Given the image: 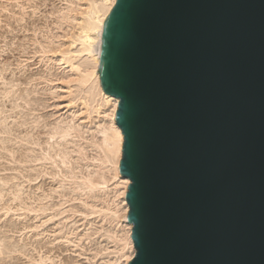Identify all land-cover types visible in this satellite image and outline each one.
Here are the masks:
<instances>
[{"label": "water", "instance_id": "obj_1", "mask_svg": "<svg viewBox=\"0 0 264 264\" xmlns=\"http://www.w3.org/2000/svg\"><path fill=\"white\" fill-rule=\"evenodd\" d=\"M130 264H264V0H117Z\"/></svg>", "mask_w": 264, "mask_h": 264}, {"label": "rangeland", "instance_id": "obj_2", "mask_svg": "<svg viewBox=\"0 0 264 264\" xmlns=\"http://www.w3.org/2000/svg\"><path fill=\"white\" fill-rule=\"evenodd\" d=\"M0 3L2 5L0 6V72L5 68L4 79L0 78V107L3 108V110L0 108L2 118L0 123L3 125L0 131V189L3 193L0 195V248H3V252L0 253V264H38L35 260L42 256L46 260L41 264H53L51 260L55 264H81L87 262L84 257L86 255L83 254L85 250L88 249L87 256L92 255L95 250L92 252L89 248H97L98 244L105 243L101 237L95 235L98 239L95 237L94 242L83 241V248L81 247L83 242L79 243L80 247L76 246L75 235L70 233L77 231L82 234L85 231V223L93 217L83 219L80 213L71 212L74 207L82 209L84 204L81 200L68 201L63 207L70 211L53 219L49 218L56 213V210L51 208L45 212L17 210L21 199L23 203L37 209L41 203L45 205L47 203L46 206L50 207L63 200L60 193H55L53 190L56 188L57 191L63 183L62 178L59 174L54 176L51 172L55 173L62 168L65 172L67 169L63 166H60L62 168L52 166L53 164L48 160L31 159L49 148L46 139L51 124L58 122L57 119L71 118L73 112L79 110V106L72 108L73 110L65 108L64 96L67 93L56 80L57 77L70 74L71 71L55 61L57 58H53L55 59L53 61L49 58V54L44 56L41 51L42 45L49 43V40L57 41L63 30L65 28L67 30V24H62V28L58 27L60 22L57 19L60 14L58 10L66 7L67 2L65 0H0ZM13 84L15 86L11 88ZM6 89H12L8 96L4 95ZM93 116L94 122L93 124L89 122L88 126L95 125L99 121L96 114ZM82 142L85 146L88 145L86 140ZM5 147L12 150L15 157ZM91 148L92 146L88 147L90 159L82 163L84 167L86 163L90 164H86V167L94 166L95 162L91 159L94 154L97 155L98 150ZM97 167L95 165L94 169ZM7 179L8 182L3 181ZM64 181L65 186L68 183L67 186L71 185L69 179ZM17 190L18 192L21 190L19 192L21 199L16 201L12 198ZM51 192L52 195L42 202L45 195ZM96 195L104 196L102 191H97ZM89 200L94 202L96 199ZM9 205L13 209L5 214L2 207ZM93 220L94 218L91 221ZM97 220V227H100L101 223ZM106 226V229H112L111 225L106 224ZM67 234L70 235L68 239H72V242L68 241ZM108 259L104 257L97 259L96 262L109 264Z\"/></svg>", "mask_w": 264, "mask_h": 264}, {"label": "bare ground", "instance_id": "obj_3", "mask_svg": "<svg viewBox=\"0 0 264 264\" xmlns=\"http://www.w3.org/2000/svg\"><path fill=\"white\" fill-rule=\"evenodd\" d=\"M65 1L67 5L58 10L60 16L58 15L57 19L60 22H58L60 24L58 27L62 28V24H67V30L66 28L63 30V34L58 36L57 41L49 40V43L42 45L43 50L41 51L43 55L49 54V58L52 60L57 58V60H54L71 71L70 74L59 76L56 80L65 88L67 93L64 96L66 98L65 108L70 110L79 106V110L74 111L71 118L64 117L65 119H59L60 121L57 119L58 122L55 121V124H51L52 126L47 132L48 138L46 139L49 148L44 149L41 155L31 160H48L53 164L52 166H63L67 171L65 170L64 172L63 168L60 167L62 170L59 169V171L51 173L54 176L59 174L63 183L65 182L64 180L67 181L69 179L71 185L67 186L68 183L65 186V183H61L57 191H55L56 188L53 189L55 193H60V197L63 200L61 199L60 203L50 207L46 206L47 203L46 205L41 203L38 209L28 206L20 198L19 192L21 190L19 192L17 190L18 193L13 194L14 198L12 199L16 201L21 199L20 203L18 202L20 205L18 204L17 210L36 212H45L49 208L56 210V213L49 219L69 212V209L63 207L68 201L81 200L85 209H83L84 206H82V209L81 207H74L71 212L80 213L84 217L83 219L93 216L92 219L94 218V220H87L84 225L85 231L82 234L77 231L70 233L75 235L74 242L77 243L76 246L80 247L79 243L81 244L83 241L94 242L95 235L101 237L103 239L101 240L105 242L101 245L98 244L97 248H89V251L95 250L94 252L92 251V255L89 254L91 256H87L88 249L85 250L86 252L84 251L85 253L83 254L86 256H83L87 259V262H81V264H97V259H104V257L109 258V264H130L136 255L137 249L132 237L134 225L128 219L130 206L127 201V193L132 181L121 172L124 135L116 119L120 99L104 90L100 73L102 41L117 0ZM40 31L42 30L40 29ZM4 70L0 72L1 79L5 77ZM12 86L14 87L15 85H11V88H13ZM11 90L6 89L4 95L8 96L12 92ZM1 109L3 110V108ZM94 114L99 118V123L88 126L89 122L93 124ZM80 119L84 121H78ZM2 127L3 125L0 123V131H2ZM84 140H86L88 145H84V142H82ZM68 144H71L72 147ZM90 146L98 150L96 152L97 155L94 154L91 159L95 162L94 166H98L95 169L94 166H89V163H86L89 164L87 167L85 164L86 168L82 165V163L86 162L85 160L91 157L88 154V147ZM7 149L15 157L14 152L9 148ZM78 168L80 169L78 170ZM31 179L32 177H30ZM3 181L8 182L9 180ZM97 191H102L104 196L97 197ZM2 194V189H0V195ZM76 194L77 196H75ZM51 195L52 192L45 195L42 202ZM90 198L96 200L90 202ZM97 202H100V204ZM2 209L5 214H8L13 207L11 205L3 206ZM97 218H100V220L98 219L101 223H99L100 227H97ZM106 224L111 225L112 229H106ZM68 238H70V235L67 236ZM96 239L98 238L96 237ZM68 241L72 242V239H68ZM84 242L81 246L82 248ZM2 249L0 248V253L3 252ZM81 254L82 251L79 254L80 259ZM44 258L42 256L35 261L41 264L46 260ZM48 259L51 260L50 257ZM51 262L55 264L53 260Z\"/></svg>", "mask_w": 264, "mask_h": 264}]
</instances>
